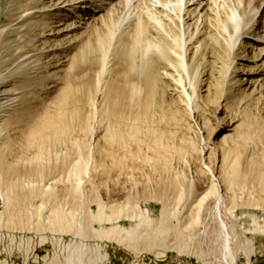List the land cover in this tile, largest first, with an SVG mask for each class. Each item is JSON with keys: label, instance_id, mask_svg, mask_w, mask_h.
<instances>
[{"label": "bare ground", "instance_id": "obj_1", "mask_svg": "<svg viewBox=\"0 0 264 264\" xmlns=\"http://www.w3.org/2000/svg\"><path fill=\"white\" fill-rule=\"evenodd\" d=\"M114 2H8L6 26H0L2 264H8L16 253L23 254L25 264L30 263L31 256L37 262L38 255L36 257L35 253L38 245L35 238L39 236L41 245L50 241L54 246V255L51 259L48 256L44 258L45 264L106 263L109 260L108 252L100 243L91 247L86 243L90 238L108 240L133 250L136 255L139 250L146 249L155 251L160 256L168 249L179 253L199 254L194 243L203 238L208 240V252L216 256L215 261L209 264H238L242 255L247 260L245 264H252L257 239L264 235V220H258L255 215H245V218L251 219L246 220L250 223V228H244L243 231H238L237 226L229 225L225 217L227 210L231 218L235 215L232 208L226 209L224 195L220 193V189H224L223 184L215 183L217 179L214 176L212 185L198 195L187 209L186 216L185 212L168 209L166 201L163 202L160 217L154 220L150 216L151 210L143 211L140 207H133L129 200L125 204L110 205L100 198H94L97 211L93 212L90 205L85 208L84 199L90 171L101 165L102 160L111 159L116 168H126L122 165L123 161L125 164L124 158L139 155L140 144L158 153L162 160L168 159L170 147L166 133L154 124L145 125L143 120L147 117L153 119V107L159 106L154 100L159 92L164 93L159 80L168 78V71L177 73L176 92L179 97L184 98L185 106L190 115H193L192 104L195 98L193 100V96L187 93V81L190 87L197 89L195 83L200 77L199 67L204 62L207 63L205 54L208 51L218 52L217 56L222 52L221 56H225L222 62L228 64L225 75L239 57L248 63L257 62L262 55L264 59V48L253 52L252 57L246 49L264 44V24L254 30L258 23L257 17L264 14V0ZM120 4H123L122 8ZM1 8L2 0L0 12ZM64 11L73 12L74 15L62 26H54V22H51L52 15L54 12L61 14ZM104 11H108L107 15H101ZM96 15L100 16L95 19L97 22L90 24V16L96 18ZM94 28L96 30L91 32ZM81 30H90V36H96V47L101 54V61H98L101 67L100 77L93 84L94 90L88 85L75 90L68 84L56 100L47 105L45 103L42 110L37 109L33 104L36 87H46L45 82L53 79L51 74L40 76V70L57 68L54 64L61 62L58 50H64L66 43L75 41L77 37L73 38L74 34ZM241 39H245V47L236 48ZM39 43L41 44L37 46ZM84 47L91 52L95 50L90 41ZM126 48L127 55L133 59L132 64H127V74L138 75L143 79L142 87L132 86L131 93H144V98H139L137 111L131 109L130 115H126L123 112L126 109L124 101H117V95L110 96V111L106 115L113 125L104 127L100 137V132L95 131L93 126L96 94L103 87L104 77L111 67L112 55H120ZM35 51L38 54L32 55ZM138 58L141 64H136ZM45 59H49L48 62L37 67ZM70 62L77 64L79 59L72 58ZM257 82L251 79L253 90L248 98L256 92ZM235 84L240 87L243 83L236 80ZM168 110L170 112L163 111L162 115L166 124L176 120L178 112ZM262 132L264 133V129ZM133 143L139 145L136 152L131 150ZM118 150L124 155L121 156ZM180 152L184 153L183 150ZM95 156L100 157V163H97ZM262 157L264 158V150ZM223 160L230 170L224 185L228 190L242 179L243 172L238 157L230 161L227 152ZM250 165L251 174L255 172L257 181L264 185V163L253 159ZM58 186H62L63 195L58 194ZM211 200L213 206H210ZM262 206L264 207V202ZM123 218L130 222L129 227L122 224ZM169 218L175 220H168ZM47 232L51 234L50 238L43 236ZM249 233L250 238L247 236ZM30 234L32 235L29 236ZM65 235L71 237L70 242L65 243ZM76 238L80 241L77 242ZM160 246L164 250L160 251Z\"/></svg>", "mask_w": 264, "mask_h": 264}, {"label": "rangeland", "instance_id": "obj_2", "mask_svg": "<svg viewBox=\"0 0 264 264\" xmlns=\"http://www.w3.org/2000/svg\"><path fill=\"white\" fill-rule=\"evenodd\" d=\"M114 1V3H119L122 0ZM8 2L9 0H2L1 27L6 26L5 13L8 9ZM122 7L123 4H120V8ZM106 12L108 13V11ZM106 12L104 11L101 15H107ZM54 13L51 22H54V26L58 27L74 15L70 11H64L61 14ZM95 17L91 18L90 16V24H93L94 21L97 22V17L100 16L96 15ZM257 19L258 23L254 30L263 26L264 14L258 16ZM82 22L85 23L86 21ZM95 30L94 28L91 32ZM256 32L254 33L256 34ZM90 34V30H81L76 35L74 34L73 38L77 37V39L72 43H66L64 50H58L61 62L54 64V67L57 68L46 71L45 69L40 70V76L51 74L53 79L45 82L46 87H36L33 96L34 102H32L35 103L37 109L42 110L45 103L47 105L56 100L68 84L75 90L85 85L92 87L94 90L93 84L100 77L101 67L98 65V61H101V54L99 48L96 47V36H90ZM69 37L72 39V35ZM245 39H241L236 48L245 47V43H243ZM88 41L95 48L92 52L84 49ZM125 42L128 43V40L125 39ZM40 44H37V46ZM263 45H256L254 49L247 47L250 57L253 56V52L256 50V52H259L263 49ZM125 51L120 55H112L111 67L104 77L103 87L100 93L97 92L96 94L95 112L90 111L94 112L93 126L95 131L100 132V137L103 134L101 131L104 127L110 124L113 125L112 120L106 115L110 111V96L115 97L117 95V101H124L123 104L126 109L123 112L126 115H130L131 109L137 111L139 98H144V93L136 95L131 93L132 86L139 85L142 87L143 79L138 75L127 74V70H129L127 64H132L133 59L127 55V48ZM36 53L38 54L36 51L31 54L35 55ZM217 53L208 51L205 54L207 63L204 62L199 67L200 77L195 83L197 89L196 87L195 89L190 87L189 81H187V93L193 96V100L195 98L194 104H192L193 115H190L189 109L185 106L184 98L179 97L176 92L177 82L175 80L178 78L176 77L177 73L168 71L174 77L168 74V78L159 80L160 85L163 87L162 90H164V93L163 91L159 92L154 100L159 106L153 107V119L147 117L143 120L145 125L147 123L154 124L166 133V140L168 139L167 143L170 147L168 149V161L162 160L158 153L153 150L150 151L144 144H140L141 152L139 155H128L124 158L125 164L123 161L122 165H125L126 168L118 169L111 159H105L101 162L100 157L95 156L97 163L101 162V165L91 170L86 180L85 208L90 205L93 212L97 211V205L93 202L94 198H100L103 202L110 203V205L125 204L129 200L130 205L133 207H140L143 211L146 209L151 210V218L157 220L160 217L163 202L166 201L165 203L168 202V209L172 208V210L176 209L179 212L186 213L198 195L209 189L212 185V176H214L217 179L215 183L218 185L223 184L224 189H220V193L224 195L226 209L232 208L235 215L234 218H231L227 210L225 217L227 222L229 221V225L237 226L238 231H243L244 228L245 230L250 228V223L246 220H251L249 217L245 218V215H255L258 220H264V207L262 206L264 202V185L257 181L255 172L251 174L250 165L253 159L261 164L264 163L262 157L264 150V133L262 132L264 129L263 55L256 60L257 62L252 63L242 61L244 58L239 57L232 66V71H228L225 75L228 64L222 63L225 59L224 55L221 56L222 52L218 56ZM83 56L84 60H82ZM72 58L79 59V62L71 64ZM128 58L129 60H127ZM139 59H136V64H141ZM48 60H43L42 64H38L37 67H42ZM162 72L164 71L162 70ZM252 78L258 82L256 83V92L251 98H248L253 90L252 83H250ZM236 80H241L243 84L238 87L235 84ZM36 108L34 110H37ZM168 109L173 110L171 112H178L176 120L168 121V124H166L162 119V115L163 111L170 112ZM131 148L132 151L136 152L139 145L133 143ZM179 150H183L184 153L182 154ZM118 152L121 156L124 155L120 150ZM227 152L230 161L236 157L241 160L243 172L242 179L228 190L224 185L230 170L223 160ZM57 191L58 194L63 195L62 186H58ZM212 203L213 200L210 201V206H213ZM168 220L175 219L169 218ZM122 224L127 227L130 226L127 218L122 219ZM3 234L8 235L7 232H3ZM45 235L51 237L48 232L43 236ZM247 236L250 238L251 234L249 233ZM40 238V236L35 238V243L38 245L35 253L36 257L38 255V263L34 262V256H31L29 264H45L43 262L44 258L48 256L47 258L51 259L54 255L52 243L48 241L45 245H41ZM64 238L65 243L71 240L69 235H65ZM76 240L77 242L80 241L77 238ZM199 241L195 242L194 246L195 249L197 248L196 252L201 253L202 257L198 256L199 254L179 253L174 249L166 250L161 256L157 255L155 251L141 249L139 254L136 255L133 250L124 246L111 243L108 240L99 241L95 238L88 239L86 243L90 244L91 247H95L97 243L102 244V247L109 254V260L104 264H209L215 261L216 256L208 252L210 248L208 240L201 238ZM255 248L256 253L253 255L251 263L264 264V235L259 236ZM158 249L160 251L161 249L164 250L161 246ZM93 255H95V252H93ZM2 260L4 258L0 260V264H2ZM246 261L245 255H242L238 264H245ZM13 262L25 264L23 254L16 253L11 260L9 259L8 264Z\"/></svg>", "mask_w": 264, "mask_h": 264}]
</instances>
